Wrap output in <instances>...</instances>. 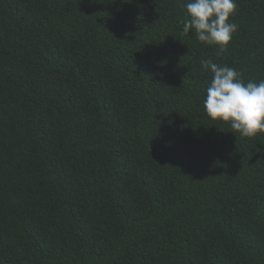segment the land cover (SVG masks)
<instances>
[{"label": "trees", "instance_id": "1", "mask_svg": "<svg viewBox=\"0 0 264 264\" xmlns=\"http://www.w3.org/2000/svg\"><path fill=\"white\" fill-rule=\"evenodd\" d=\"M186 2L0 0V264H264V133L201 67L264 79V0L219 54Z\"/></svg>", "mask_w": 264, "mask_h": 264}, {"label": "clouds", "instance_id": "2", "mask_svg": "<svg viewBox=\"0 0 264 264\" xmlns=\"http://www.w3.org/2000/svg\"><path fill=\"white\" fill-rule=\"evenodd\" d=\"M186 18L182 21L185 35L194 32L195 38L218 48L223 53L238 25L229 22L237 9L236 0H187ZM201 67L212 74L206 89L203 107L213 121L228 122L241 137L264 133V79L244 83L240 73L210 59Z\"/></svg>", "mask_w": 264, "mask_h": 264}]
</instances>
